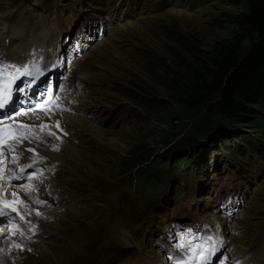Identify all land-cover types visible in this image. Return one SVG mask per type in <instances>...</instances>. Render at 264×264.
<instances>
[{
  "label": "rangeland",
  "instance_id": "374dc122",
  "mask_svg": "<svg viewBox=\"0 0 264 264\" xmlns=\"http://www.w3.org/2000/svg\"><path fill=\"white\" fill-rule=\"evenodd\" d=\"M244 11L217 0H0V42L15 46L22 41L16 35L30 40L44 30L72 29L81 45L74 50L62 41L64 82L44 111L55 120L47 119L46 126L30 114L20 118L42 139L31 141L33 149L18 153L20 159L45 160L39 162L42 173L30 167L32 180L21 187L11 181L10 189L23 190L26 202L57 193L63 200L27 202L31 213H39L31 235L16 221L8 223L18 225L14 232L1 223L7 263L180 264L215 242L227 264L239 257L264 264V104L252 103L230 119L217 111V97L187 106L180 84L186 67L217 42L238 32L244 46L250 43L231 21ZM36 109H18L2 120ZM246 136L258 138L257 144ZM236 146H243L240 159L231 156ZM247 155L254 157L250 165ZM158 161L163 172L156 191L167 171L179 172V210L177 199L161 203L144 187ZM188 170L196 172L193 187L184 183ZM182 208L201 221L188 233L195 247L169 239L170 221Z\"/></svg>",
  "mask_w": 264,
  "mask_h": 264
},
{
  "label": "trees",
  "instance_id": "16d2710c",
  "mask_svg": "<svg viewBox=\"0 0 264 264\" xmlns=\"http://www.w3.org/2000/svg\"><path fill=\"white\" fill-rule=\"evenodd\" d=\"M217 1L244 6L245 11L234 16L231 21L236 30L250 36V43L246 45L249 47L245 49L242 35L235 32L231 37L217 42L209 50L202 51V55L180 75V84L187 96L184 100L187 106L196 108L209 98L217 97L215 100L217 111L231 119L248 112L252 103L264 104V0ZM248 118L249 122H254V118ZM262 128L261 132L264 126ZM244 140L257 144L258 138L246 136ZM230 152L231 156L238 155L239 158L243 153V146L241 149L236 146ZM159 164L158 161L153 165L155 170L152 171L151 181L144 185L154 196L163 189L161 186L160 190L156 191L161 182L158 174L163 172V165ZM204 167L202 164L200 170L202 171ZM195 174L194 170L188 172L192 180Z\"/></svg>",
  "mask_w": 264,
  "mask_h": 264
},
{
  "label": "bare ground",
  "instance_id": "6f19581e",
  "mask_svg": "<svg viewBox=\"0 0 264 264\" xmlns=\"http://www.w3.org/2000/svg\"><path fill=\"white\" fill-rule=\"evenodd\" d=\"M45 52H46L45 56H49V50L46 49ZM11 53L12 52L6 51V55H8V57H11V56H9ZM16 55H21L19 62L21 61L20 63H22L24 61L22 54L15 52V53H13L12 56L15 57ZM13 60H15V59H9V61H13ZM50 62L53 63V59L50 58ZM31 64H36L37 66H42V64L35 63V62H31ZM15 65L16 64L8 65V66H15ZM46 96L50 97L48 95H46ZM51 96H52V94H51ZM48 106L51 107V105L48 104L45 106V108H47ZM46 110L47 109H38L37 108L36 110H33L31 112H28V113H25V111L22 110L19 113L20 117L18 116L16 120H10V119L0 120V125H13L14 127H16V130H17V135L8 144L7 148H9V149H8V152L6 153V158L0 159L1 160L0 161V226L2 225L1 223H3V222L5 224H7L8 226L6 227V230L8 232L9 231L14 232L15 226H18L20 224V227L25 232H27V233L30 232V235H31V233L33 232L32 229L34 227L33 221H35L36 220L35 218H37L39 216V213H36V212L31 213V211L33 210L32 205H30L31 207L26 206L27 202L30 200L32 201L31 202L32 204H34L36 202H37L36 204L39 203L38 199L35 198L36 195H34L35 197H33L32 199H30V198L27 199V202H26V197L28 195L26 196L24 194L23 190L19 192L18 186L14 187V190H11L10 188H13V187L10 186V182L12 180L14 181V178H16L15 175L18 172H20L21 170H23L25 173H27V171L28 172L30 171V167L35 166V165L39 166V165H41V164H39V162L45 160L44 158L40 159V157H37L36 162H30V161H27V159H20L19 156H21V155L18 153L25 154V153L31 152L30 149H33V148L29 143H31V141L42 140L41 138H39V136L36 135V133L33 135L34 130H32V128H31L29 131L27 125L25 123H23L22 119H20V118H23L24 117L23 115L30 114V117H28V118H34L35 117V118L44 119L45 123H47L46 124V126H47L48 125L47 119L54 121L55 118L53 117L52 113L44 112ZM57 122L62 124V119H59V121L56 120V123ZM59 123L57 124V127H60ZM25 141L29 144V146H27V144H24ZM34 146H35V144H34ZM60 148H62V147H60ZM49 160H50V162L52 161L51 159H49ZM50 162L47 161L46 163H43V164H48ZM15 168H16V170L14 171ZM39 172L42 173V170H40ZM30 180H32V179H30ZM30 180H28V181H30ZM21 186H23V185H20V187ZM57 192H59V191H57ZM34 201H36V202H34ZM13 209H15V210H13ZM10 218L14 219V221H16L18 223V225L12 224L13 225L12 226V225L8 224L10 222H8L7 220H9ZM4 219H6V220L3 221ZM10 227H12V228H10ZM2 229L4 232L1 231ZM4 234H6V232L2 226V227H0V242L1 243H3L7 239L5 236H3ZM32 237H35V234H32ZM36 237H38V236H36ZM212 247H213V245H212ZM1 249H2V247H0V264H11L9 262L7 263L5 258H3L4 257L3 256V250H1ZM183 264H188V263H183Z\"/></svg>",
  "mask_w": 264,
  "mask_h": 264
},
{
  "label": "snow or ice",
  "instance_id": "6c2138e0",
  "mask_svg": "<svg viewBox=\"0 0 264 264\" xmlns=\"http://www.w3.org/2000/svg\"><path fill=\"white\" fill-rule=\"evenodd\" d=\"M16 72H19L20 69H15ZM24 72L27 73V69H24ZM12 104V92L10 88L7 87H0V111H4L7 108H9ZM9 118H11L10 114H9ZM11 133L10 129H6L3 127H0V134L2 133ZM2 142V141H0ZM15 210V209H13ZM209 240L211 239L210 237L208 238ZM212 254V250H209L208 255ZM202 255V253H201ZM201 264H207L206 262V258L201 260Z\"/></svg>",
  "mask_w": 264,
  "mask_h": 264
}]
</instances>
